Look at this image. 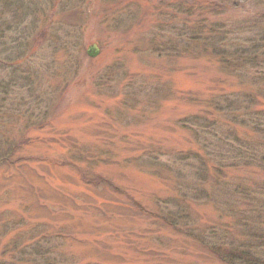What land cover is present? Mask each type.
Here are the masks:
<instances>
[{
  "label": "rangeland",
  "instance_id": "1",
  "mask_svg": "<svg viewBox=\"0 0 264 264\" xmlns=\"http://www.w3.org/2000/svg\"><path fill=\"white\" fill-rule=\"evenodd\" d=\"M194 19L264 39V0H0V264H264V67Z\"/></svg>",
  "mask_w": 264,
  "mask_h": 264
},
{
  "label": "trees",
  "instance_id": "2",
  "mask_svg": "<svg viewBox=\"0 0 264 264\" xmlns=\"http://www.w3.org/2000/svg\"><path fill=\"white\" fill-rule=\"evenodd\" d=\"M197 7H198L199 11L206 9L207 11L210 10L211 12L216 13V12H219L218 10H222V11L228 10V8H230L232 6H231V3L228 2L225 4L223 3L221 9L210 8L211 5L209 3H204V4L198 3ZM216 7H219V6H216ZM189 23L191 24V26L187 32L190 36H192L191 40L189 41V43H190L189 45L193 46L194 44H196V40H197V44L200 45V48L197 47L199 49V53H198V50H195L194 52H192V50H191L189 52L190 55L192 54L194 56H197V58H205V55H207L208 57L212 56L213 62H215L216 64H219L220 66H226V67H228L229 70L232 69L233 71L234 70L239 71L241 69L249 68L252 66H255V68L256 67H264V54H262V56H258L255 52V49L258 47V44L263 43L264 39L259 40V38L256 39V37L252 38L253 44H252L251 48H247V49H249L247 53H245L243 51L241 53L230 51L229 46H231L232 44H235V40H231V41L227 42V46H225V47L223 46V50L228 51V52H226V54L223 55V57H221V54H223V53L220 52V50H217L214 47V45H212V47H209L207 49V46L209 44H207L206 42L208 41L210 43L211 35H218L217 34L218 32L215 33V30H217L216 26L214 25L215 22L213 21V22H211V24H209V19L208 20L194 19V20L190 21ZM220 33H222V32H220ZM184 36L188 37V35L186 33H184ZM256 40H259V42ZM204 49H206V50H204ZM250 50L253 52V55L251 54ZM20 146H21V142H18L16 147H20ZM16 149H18V148H16ZM111 186H113L117 190L121 191L114 184H111ZM146 213H147V211H146ZM164 220L175 231H177V232L181 231L180 229H178V227H176V224H174L172 221H170L168 219H164ZM207 249H208V251L217 255L220 259H223L225 261V263L228 262L229 264H235L234 261L229 260L230 256H234L235 258H238V259H243V260L248 259L249 261L253 260L255 262H258V259L249 251H245V250H241V249L239 250V249L223 248V247L216 248V247H212V246L211 247L207 246ZM225 255H227V256H225ZM258 263H260V261Z\"/></svg>",
  "mask_w": 264,
  "mask_h": 264
},
{
  "label": "water",
  "instance_id": "3",
  "mask_svg": "<svg viewBox=\"0 0 264 264\" xmlns=\"http://www.w3.org/2000/svg\"><path fill=\"white\" fill-rule=\"evenodd\" d=\"M88 55L91 58H96L100 55V47L97 44H93L88 48Z\"/></svg>",
  "mask_w": 264,
  "mask_h": 264
}]
</instances>
